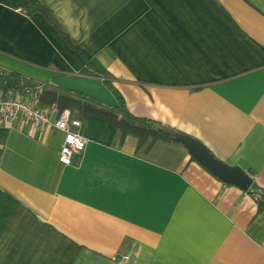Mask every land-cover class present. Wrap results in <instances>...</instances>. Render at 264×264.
<instances>
[{
	"label": "crops",
	"instance_id": "0c3cea01",
	"mask_svg": "<svg viewBox=\"0 0 264 264\" xmlns=\"http://www.w3.org/2000/svg\"><path fill=\"white\" fill-rule=\"evenodd\" d=\"M0 0V95L9 75L73 91L199 143L251 179L215 178L181 145L136 152L107 120L58 162L51 125L0 123V264H264V0ZM85 62L95 74H89ZM97 72V73H96Z\"/></svg>",
	"mask_w": 264,
	"mask_h": 264
},
{
	"label": "trees",
	"instance_id": "16d2710c",
	"mask_svg": "<svg viewBox=\"0 0 264 264\" xmlns=\"http://www.w3.org/2000/svg\"><path fill=\"white\" fill-rule=\"evenodd\" d=\"M26 1L29 12L40 14L47 24L56 27L51 16L42 6L34 0ZM85 67L89 74H95L94 68L90 63L85 62ZM98 75V77L103 79L104 86L115 99L116 104L114 107H108L81 93L73 91L57 93L46 87H43L40 92V106H54L59 113L68 111L72 118L80 122L90 117L107 120L111 127L121 135V142L128 136L136 140V152L142 156L152 154L159 143L179 145L162 133L163 129H168L177 134L176 131L157 122L132 116L127 111L123 98L113 88L106 75L104 73ZM19 83L20 78L9 75L5 88L7 90L21 91L23 88L19 86ZM253 191L259 193L260 198L256 201L257 207L259 211L264 212V195L257 188H253Z\"/></svg>",
	"mask_w": 264,
	"mask_h": 264
},
{
	"label": "built area",
	"instance_id": "2783aa9c",
	"mask_svg": "<svg viewBox=\"0 0 264 264\" xmlns=\"http://www.w3.org/2000/svg\"><path fill=\"white\" fill-rule=\"evenodd\" d=\"M38 90L25 88L19 92L0 95V123H20L32 128L51 125L61 134L58 162L70 167L85 149L86 142L80 136L81 122L68 111L58 112L54 106L39 108Z\"/></svg>",
	"mask_w": 264,
	"mask_h": 264
},
{
	"label": "water",
	"instance_id": "95a60500",
	"mask_svg": "<svg viewBox=\"0 0 264 264\" xmlns=\"http://www.w3.org/2000/svg\"><path fill=\"white\" fill-rule=\"evenodd\" d=\"M162 133L171 138L174 142L181 144L190 156L204 167L209 173L221 182L234 186L242 191H247L252 182L251 179L235 168H229L216 161L207 150L196 141L174 132L163 129Z\"/></svg>",
	"mask_w": 264,
	"mask_h": 264
}]
</instances>
